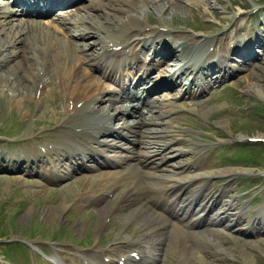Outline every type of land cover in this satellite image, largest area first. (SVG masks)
I'll use <instances>...</instances> for the list:
<instances>
[{
	"label": "rangeland",
	"instance_id": "1",
	"mask_svg": "<svg viewBox=\"0 0 264 264\" xmlns=\"http://www.w3.org/2000/svg\"><path fill=\"white\" fill-rule=\"evenodd\" d=\"M103 1L110 7H127L120 0L118 3L116 0ZM190 1L182 5L183 9L177 7L172 17L164 11L149 10L142 22L139 20L136 22L142 25L144 22L154 26L167 25L172 28L175 34H180L186 38H178L177 40L180 41H194L199 35L212 37L215 40L217 52L224 50L228 56V52L230 49H234L238 39H246L248 28L254 31L257 26H260L259 35L264 36V24H260V20L264 16V0H217V4L208 9L206 4L195 5ZM253 7L259 10L252 15ZM109 10L112 11L108 8ZM114 11L117 12V10ZM94 13L101 14L99 11ZM161 16L163 17L161 18ZM260 57V60L250 62V65L234 62L233 64L242 70L229 79L230 87L226 90L214 91L211 95L197 98V103L192 102L189 98H180L175 101L176 105L180 107L179 114H182L179 119L175 120L177 125L175 137L184 138L189 144L187 147L178 145V148L192 152L193 157L184 159L185 152L181 156L177 155L170 158L171 162L177 165L191 164L199 160L202 155H206L201 163L202 167L198 171H183L178 175L213 173L215 179H212V182L216 183L214 188L229 184L230 198L236 199L240 207L244 208L242 216L246 218L236 228L246 226V222H253L254 213L243 207L251 200V196L258 194L254 200L258 206L264 201L263 180L256 181L258 184L254 187H252L253 185L242 186L243 182L237 176L256 175L264 170V149L261 147L257 149L258 151L251 152L246 147L243 152L249 157L251 154L255 160L246 158L241 162L248 163H240L239 166L231 164L234 161L229 160L227 167H218L219 162L222 161L218 151L220 150L219 147L223 146L224 141L245 140L243 143L237 142L240 147L242 144L247 145L246 136L264 137V53ZM154 74H157V71ZM21 82L24 87L26 81L21 79ZM11 89L15 91L12 86V88L7 89L9 94H12ZM60 90L59 83H56L54 90L52 83H49L40 108L32 99H24L20 105L17 101L18 97L11 100V95H7V91L3 94L0 90V132L14 130L22 136H28L33 133L38 134L40 130L43 131L45 128H50L49 126L55 124L54 121L58 118L63 123L71 122L77 114L70 118L67 116L64 107L65 101L59 95ZM54 92L55 97L53 96ZM171 94L172 91L162 95L170 96ZM208 98L212 101L208 102ZM203 100L207 101L203 103ZM163 103L168 104L169 100ZM209 108L213 109L206 113L201 112V110H208ZM13 124L17 125L18 128L14 127ZM199 148H202L204 153L196 155L195 153L198 152L196 150ZM222 171L224 173H220ZM220 174L223 176L216 178ZM20 180L19 177L12 178L0 174V229L7 228V234L11 238L17 236L29 238V241L35 242L32 243L33 245L42 246L45 252L52 251L56 247L55 241H66V243L68 241L76 243L80 241L77 245L82 248H89L91 245L96 246V238L99 239L100 237V241L108 242L125 234V231L135 232L137 228L134 222L135 218L129 214V211H122L118 216L113 215L107 227H105L104 215L100 210L80 214L78 211L84 209L82 202L74 203V198L76 197L75 194L83 189L84 181L69 184L67 180H62L59 184L62 183L63 187L48 191L46 195L42 196L41 192L34 194L33 190L30 191L26 186L21 185ZM207 182L209 179L204 178L203 181L193 185V187H199ZM243 188L246 190L241 191L244 190ZM128 202L127 197L117 195L110 208L115 209V206L118 205L122 207ZM247 212H249L248 215ZM4 216L5 219L2 220ZM125 221L126 224L130 221V225L126 227L125 224L122 232L117 233L119 225ZM215 231L219 232L222 237L217 233L202 232L208 241L204 243L211 253L204 252L203 254L200 248L202 245L198 243L197 235L195 237L197 255L181 256L178 249L174 247L175 243H173L165 251L162 264H264V233L246 235L231 231L229 234L222 227H217ZM47 232H50L49 235L42 237ZM90 236H92V240L84 242ZM3 239L4 237L0 240ZM14 245L6 244L5 250L13 252L16 261L23 264L22 262L30 258L31 254L21 247H14ZM0 253L4 255L1 246Z\"/></svg>",
	"mask_w": 264,
	"mask_h": 264
},
{
	"label": "bare ground",
	"instance_id": "2",
	"mask_svg": "<svg viewBox=\"0 0 264 264\" xmlns=\"http://www.w3.org/2000/svg\"><path fill=\"white\" fill-rule=\"evenodd\" d=\"M87 0H76L75 3L78 5L75 8V13L67 12L66 10L60 11L52 17L55 23L61 26L62 31L59 32L57 29H50L49 24L41 19L27 14L20 13L16 14L3 6L0 3V63L7 60H15V65H10L9 68H4L0 71V90L1 93L5 94L4 88H10L15 78L30 80V83L24 84V88L15 87V91L11 89V92H15L14 95L18 98L25 99L33 97L35 99V93L42 84L38 101L44 95V88L46 87L49 79L53 76L59 78L61 85L66 96L69 98L81 97L86 101V109L91 111L92 114L86 115L84 124H79L83 128L81 133L82 137L93 138L95 142L104 148H118L120 145L113 139H107L100 137L102 134H110L114 138H122V136L128 137L136 135L137 133H144L149 131L150 134L156 131L153 128H148V125L157 124L159 128L164 129L160 131L163 134V138L159 137L148 142L150 147L154 151H174L173 153L181 154L176 149V144H183L181 138H169L175 131V125L172 124L171 120H167L164 116L175 113L178 111V106L174 103H169L165 107H161L159 115L154 116L150 111L145 110L141 104H148L141 100L139 95L136 99H133L132 95L126 94L121 89H111L107 84L102 85L98 79L94 76H85L86 68L96 67L101 70L103 76L118 79L121 74H131L126 70L127 67L131 68L135 65L136 60L142 70L139 81L142 82L146 78H152L154 69H158V75L156 77L165 78L168 83L172 86L180 87V90L176 91L174 99L180 97H195L202 94L208 85L204 84L211 82L210 86L215 83V78L218 75L210 76L209 74L197 75L198 72L210 69L212 67L219 66L220 71L223 69L226 72L233 73L237 68L228 67L227 59L224 55H219L216 62L208 61V55L206 54L207 48L213 43L212 38L205 36H198L196 42H172L171 40L166 41L165 37L172 34L171 30L166 33L158 31V27L155 28L154 32L156 35L151 39H145L139 37L140 31L137 27V20L144 19V16L148 14L149 10H155L165 12L167 15L172 17L177 7L183 9L182 5L186 4L190 0H120L127 7H111L110 9L117 10L115 13L107 11L106 3L100 2L97 6V10H102V14H96L90 11L88 8L89 4ZM93 0H91L92 2ZM217 0H192L190 3L195 5L206 4L207 9L213 8ZM118 3V0H116ZM113 5V4H112ZM238 11V10H237ZM236 13V12H235ZM13 17L16 18V23H13ZM163 16H161L162 18ZM232 17V16H231ZM164 27H167L163 25ZM4 36L7 40L1 38ZM35 36V37H34ZM86 39H91L87 42ZM84 40L85 42H82ZM120 40V43H126L129 46L136 45L139 47H150L153 50V57L149 58L148 62L145 63L148 57L138 59L137 56H132L130 62L125 63L120 59L105 58L104 48L109 41ZM87 42V43H86ZM237 45H242L239 41ZM208 44V47L206 45ZM157 45H160L159 50ZM154 46H156L154 48ZM91 47L92 54L87 53V48ZM170 48V50L164 48ZM23 49V52L21 51ZM161 50V52H160ZM258 51V50H257ZM237 52L242 54L241 56L245 59V48H237ZM159 59H155L157 57ZM172 58L173 63L168 61ZM37 61L39 63H37ZM61 73L54 72L53 69L46 67L49 63H62ZM164 64L165 66H161ZM169 64L172 66L169 67ZM1 65V64H0ZM62 65V64H61ZM259 66V65H257ZM52 68V67H51ZM55 68V67H54ZM22 72V73H20ZM42 73V74H40ZM221 73V72H220ZM192 74V77L186 75ZM156 79V80H157ZM154 80V82L156 81ZM264 80V78H263ZM69 82H72L71 88L68 87ZM108 86V87H107ZM12 88V87H11ZM106 96V101L110 104L116 100L121 101L120 104L115 106V111L110 112L108 107H100L98 101L104 100L100 95ZM120 94L121 97L117 98L115 95ZM181 94V96H179ZM11 95V94H9ZM21 105V104H20ZM213 106V105H212ZM215 108V107H213ZM213 108L203 109L202 113H206ZM207 110V111H206ZM128 114L131 116L130 120H123L122 122L116 121V119L122 118L123 115ZM160 119V120H158ZM143 126L145 128L141 129ZM149 129V130H148ZM88 130V131H87ZM90 132V133H89ZM64 135V133H63ZM77 135V134H74ZM161 136V135H160ZM133 141H137L133 139ZM143 141L138 142L141 144ZM131 158L138 159V154H131ZM174 156V155H173ZM161 160L165 165L174 166L171 162H168L165 156L161 157ZM153 163V162H151ZM112 164V162L110 163ZM141 164V162H140ZM187 168L194 167L193 165L185 164ZM137 169L141 168L134 164ZM173 170V169H172ZM174 171V170H173ZM142 173V172H141ZM224 173V172H223ZM143 178L161 177L169 178L172 182L169 185L168 190L179 189L176 197L180 198V193L183 187L187 183H191L196 179L197 176H186L182 178L172 177V175L164 174H152L144 171L141 175ZM136 194L139 192H145L148 194V199L140 198L136 204L137 219L139 223L145 222L148 216L154 214L157 217L155 222V231H157L158 237L156 239L148 238V232L139 234L136 237H132L128 240V244L132 248L141 247V253H143V264H156L158 250H162L167 245V235L173 229H181L176 222L170 220L167 216L154 211L150 206L151 196L153 193V187L148 184L139 183L135 186ZM160 190V188H158ZM163 190V189H161ZM142 196V194H140ZM212 199V201H211ZM187 201V202H186ZM196 202L195 210L204 211L203 217L195 219L194 222L203 223L204 225H222L224 221L234 219L238 223L239 215L234 216L233 213L237 208V202L234 200L224 199V195L220 192L216 196L212 193L210 186L201 187L199 189L192 190L190 197H187L184 202L180 203L179 210L185 209L192 202ZM107 204L101 208V211L108 213ZM216 210L212 217H207L208 212ZM210 214V213H209ZM232 225L229 223L226 225L227 229H230ZM260 228H256L259 230ZM152 248L156 253L151 252L149 249Z\"/></svg>",
	"mask_w": 264,
	"mask_h": 264
}]
</instances>
